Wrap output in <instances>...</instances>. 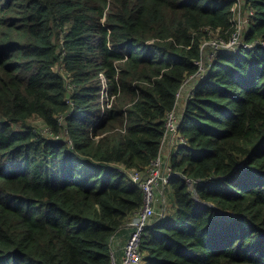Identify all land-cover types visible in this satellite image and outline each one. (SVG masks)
I'll list each match as a JSON object with an SVG mask.
<instances>
[{"label": "trees", "instance_id": "obj_1", "mask_svg": "<svg viewBox=\"0 0 264 264\" xmlns=\"http://www.w3.org/2000/svg\"><path fill=\"white\" fill-rule=\"evenodd\" d=\"M234 4L0 0V264L111 263L142 205L129 173L159 155L201 61L142 264H264V49L200 53L230 37ZM239 7L243 41L264 42V0Z\"/></svg>", "mask_w": 264, "mask_h": 264}, {"label": "built area", "instance_id": "obj_2", "mask_svg": "<svg viewBox=\"0 0 264 264\" xmlns=\"http://www.w3.org/2000/svg\"><path fill=\"white\" fill-rule=\"evenodd\" d=\"M229 1L235 2L233 6L235 29L227 40H224L222 37H214L213 39L206 40L202 44L200 49L201 56L207 58L208 61L214 59L218 54H236L241 47L250 50L252 46L260 45L264 49V42L255 41L253 43H246L243 41L242 35L244 34L245 25L247 24L246 19L241 14L239 0ZM209 34H211V32H209ZM197 65L199 66L198 72L196 75L191 76L184 81L182 87L176 94L174 108L166 115L161 149L164 147V144L171 139L177 140L180 144L184 141L178 133L180 113L177 106L179 105L178 103L181 99L183 89L188 85H191L195 79L202 77L204 73L203 62H198ZM192 90L193 89L191 88L188 89L186 97L192 93ZM45 129L50 133L49 129ZM160 152L159 155L150 162L148 168L143 174L137 172L129 173L131 182L142 191V205L126 225V228L130 230V233L122 248L123 256L121 262L117 263L111 252L112 256L110 264H142V253L140 251L142 239L147 227L151 224L155 215H157V197L163 195L164 188L168 185L170 177L173 175L169 162H163ZM188 182L191 186L198 184L197 181L191 179L188 180Z\"/></svg>", "mask_w": 264, "mask_h": 264}, {"label": "crops", "instance_id": "obj_3", "mask_svg": "<svg viewBox=\"0 0 264 264\" xmlns=\"http://www.w3.org/2000/svg\"><path fill=\"white\" fill-rule=\"evenodd\" d=\"M187 92H188V89L186 90V92L184 94L185 97L182 98L183 101L181 102V100H180V102L182 104H181V106L179 108V113H180L181 108L184 105V102H185L184 100H185V98L187 96ZM177 147H178V141L174 140V139H171L166 144H164V147L161 149V152H160V156H161V158H162L164 163H167V162L170 161V158L175 153ZM129 233H130L129 229H127V228L123 229L119 233H117V235L113 239V242H112V253H113L117 263H120L121 260H122V256H123L122 248H123V246L125 245V243L127 241Z\"/></svg>", "mask_w": 264, "mask_h": 264}, {"label": "rangeland", "instance_id": "obj_4", "mask_svg": "<svg viewBox=\"0 0 264 264\" xmlns=\"http://www.w3.org/2000/svg\"><path fill=\"white\" fill-rule=\"evenodd\" d=\"M191 87H192V85H188L187 87H185V88L183 89L182 96H181V99H180L181 102L183 101L182 98L185 97L184 94H185L186 90L189 89V88H191ZM181 102L179 101V105L177 106L178 109L180 108V106H181V104H182ZM32 123H33L34 126L37 125L36 127H37V129H39V130L41 131V134L46 135V136H47V135H50V133H49L48 130H46L45 128H42V130H41V129L38 127V126H42L39 122H37V121H33ZM35 124H36V125H35ZM157 200H158V202H157V214H158L159 211H160V207L165 206L167 210H170V209L173 208V204H172V202L170 201V199L168 198L167 194H164V193H163L162 196L157 197Z\"/></svg>", "mask_w": 264, "mask_h": 264}, {"label": "bare ground", "instance_id": "obj_5", "mask_svg": "<svg viewBox=\"0 0 264 264\" xmlns=\"http://www.w3.org/2000/svg\"><path fill=\"white\" fill-rule=\"evenodd\" d=\"M207 186V185H206ZM203 187H205L204 185H203Z\"/></svg>", "mask_w": 264, "mask_h": 264}]
</instances>
